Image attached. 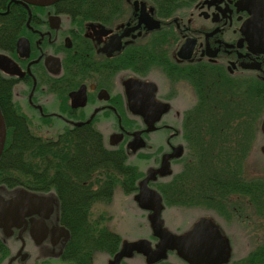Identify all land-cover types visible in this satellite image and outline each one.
I'll list each match as a JSON object with an SVG mask.
<instances>
[{"label":"flooded vegetation","instance_id":"obj_1","mask_svg":"<svg viewBox=\"0 0 264 264\" xmlns=\"http://www.w3.org/2000/svg\"><path fill=\"white\" fill-rule=\"evenodd\" d=\"M0 109L4 119H25L37 135L52 133L47 139L99 132L136 168L141 184L124 195L141 193L144 199L134 201L146 215L155 197L147 187L183 171L204 137L233 144L239 156L252 139L251 151L264 163V0H0ZM248 157L238 163L245 166ZM261 171L248 178L255 186L250 196L242 182L224 207L194 201L201 215L192 228L207 217L224 240L220 264H264V165ZM21 189L54 197V210L42 233L39 214L10 234L0 227V264H100L97 255L113 264L130 243L120 234L113 255L73 254L57 193L0 182L6 199ZM57 227L67 234L55 237ZM149 239L131 241L134 250L117 264H134L135 254L163 264L144 249L158 253L154 227ZM165 256L189 264L174 246Z\"/></svg>","mask_w":264,"mask_h":264},{"label":"trees","instance_id":"obj_2","mask_svg":"<svg viewBox=\"0 0 264 264\" xmlns=\"http://www.w3.org/2000/svg\"><path fill=\"white\" fill-rule=\"evenodd\" d=\"M5 120L8 134L0 160V182L45 193L54 190L61 222L71 230L73 254L86 251L88 257L97 251L110 255L118 252L121 235L103 224V214L93 216L92 209L97 203H111L117 188L124 194L138 189L139 174L127 164L126 153L108 148L104 137L90 128L47 139L37 135L25 119L15 121L5 113ZM248 136L255 133L246 132ZM251 149L249 138L239 156L233 144H220L217 139L210 142L204 137V142L200 140L190 149L183 171L173 173L166 185L158 182L152 188L162 197L166 210L192 207L195 200L204 199L205 203L224 207L226 194L229 190L238 192L242 182L249 196L255 189L254 181L248 182L244 166L238 163V157H248Z\"/></svg>","mask_w":264,"mask_h":264},{"label":"water","instance_id":"obj_3","mask_svg":"<svg viewBox=\"0 0 264 264\" xmlns=\"http://www.w3.org/2000/svg\"><path fill=\"white\" fill-rule=\"evenodd\" d=\"M28 1L45 4L55 0ZM77 92L81 93L83 90L80 89ZM6 137L7 127L0 109V157L5 147ZM54 202L55 198L52 196L40 195L25 189L19 190L14 197L9 199L0 194V227L4 228L7 234H10L12 228L26 222L28 216L39 214L41 217L38 221L42 225L39 227V231L41 232L44 229V225H46V219L54 210ZM154 204L156 205L154 210V231L162 240V244L159 246L157 254H153L149 251L148 246L144 245V249L150 256L151 261L163 258L167 246H174L178 249L182 258L189 264H220L224 261V240L211 219L203 218L184 235L174 236L161 227L160 215L162 206L160 200L154 198ZM54 232L55 237H58L65 236L68 231L64 227H57ZM45 235H40V239H43ZM134 248L135 245L133 243H127L113 264H117L121 256L130 254Z\"/></svg>","mask_w":264,"mask_h":264},{"label":"rangeland","instance_id":"obj_4","mask_svg":"<svg viewBox=\"0 0 264 264\" xmlns=\"http://www.w3.org/2000/svg\"><path fill=\"white\" fill-rule=\"evenodd\" d=\"M42 131L40 135L44 138H48L52 135V133H48L46 130ZM263 165V161L258 158L257 149L254 148L250 152L244 166L245 176L247 178L255 177L262 172L261 168ZM157 197H159V195ZM134 200L137 202L141 201L139 196L129 198V196L124 195L123 191L119 189L114 193L111 203H97L94 205L92 209L93 216L103 214L104 224L108 226L109 229L121 234L122 237L128 241H136L140 238L150 241L149 235L151 234V227L153 228V213L155 207L150 208L149 212H146L145 215L138 203ZM199 214L201 215L200 211L192 207H173L165 211L162 215V226L171 234L181 233L189 230L194 225L193 221ZM147 222L149 223L147 224ZM149 246L152 250L156 249V245L151 242H149ZM105 256L106 255H97L96 259L100 264H104L107 261V257ZM132 261L134 264H150L139 254H135L132 257ZM166 261L169 263L170 259Z\"/></svg>","mask_w":264,"mask_h":264}]
</instances>
